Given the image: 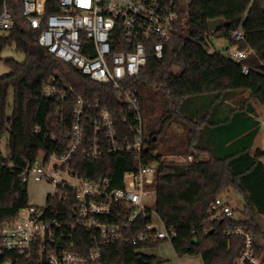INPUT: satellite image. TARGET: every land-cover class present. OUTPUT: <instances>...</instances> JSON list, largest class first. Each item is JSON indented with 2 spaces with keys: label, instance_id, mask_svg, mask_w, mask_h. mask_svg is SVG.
Returning a JSON list of instances; mask_svg holds the SVG:
<instances>
[{
  "label": "trees",
  "instance_id": "1",
  "mask_svg": "<svg viewBox=\"0 0 264 264\" xmlns=\"http://www.w3.org/2000/svg\"><path fill=\"white\" fill-rule=\"evenodd\" d=\"M41 3V0L38 1ZM12 12L15 23L0 32V56L14 45L24 55L22 63L4 60L9 73L0 77V141L7 134L9 160L0 152V226L12 221L27 206L28 189L20 179L21 169L40 152H51V136H59L71 125L66 107L61 121V105L41 97L42 88L56 73L78 95L93 105L115 111L119 107L115 92L90 81L71 65L39 52L37 32L21 18L22 0H0ZM57 0L45 1V14L57 12ZM221 19L219 30L210 32L207 23ZM237 31L242 39L234 40ZM213 33L224 37L229 47L246 54L234 60L227 53H209L205 37ZM180 67L176 74L172 66ZM248 68L243 74L242 66ZM152 149L172 121L187 127L184 150L204 152L208 158L192 163L166 161L159 165L155 181V212L168 229L176 232L171 246L177 257L199 255L202 264H233L243 249L242 237H227L228 228L242 227L253 238L254 251L264 256V127L263 145L255 148L261 123L252 102L264 107V0H179L175 32L162 59L151 58L136 79ZM154 89L164 103L155 124L154 108L145 106L143 92ZM13 107L7 114L9 92ZM235 101L228 114L218 112L225 101ZM187 113V115H186ZM158 126V127H157ZM92 128H89L91 132ZM204 145V146H203ZM173 143L167 151L175 149ZM82 175L106 176L120 186L125 171L134 169L130 155L104 157L95 161L77 159ZM233 192L243 201L242 220L224 218L208 221L209 206L224 194ZM193 231V233H191ZM163 241L141 246L118 243L103 250L95 264H137L141 256L147 264H162L163 259L137 253L152 249Z\"/></svg>",
  "mask_w": 264,
  "mask_h": 264
},
{
  "label": "built area",
  "instance_id": "2",
  "mask_svg": "<svg viewBox=\"0 0 264 264\" xmlns=\"http://www.w3.org/2000/svg\"><path fill=\"white\" fill-rule=\"evenodd\" d=\"M38 1L22 0L21 18L37 32L39 49L111 88L119 107L111 112L98 102L91 105L58 73L42 88V98L61 105V121L66 107L71 125L51 136V152H40L21 169L22 183L44 192L41 202L28 201L12 221L0 226V264H95L106 247L118 243H171L176 232L165 227L144 199L155 193L159 165L175 162V157L152 149L136 79L149 59L164 57L175 32L179 0H57V12L48 15L46 0ZM14 23L4 3L0 32ZM233 38L242 39L241 32ZM228 55L237 61L246 56L238 50ZM242 72L248 73L245 65ZM119 155L135 161L134 169L123 173L120 186L106 176L86 177L77 168V159ZM181 161L197 159L187 155ZM234 216L221 198L209 206L208 221ZM224 233L244 239L233 264H264L250 232L234 227Z\"/></svg>",
  "mask_w": 264,
  "mask_h": 264
},
{
  "label": "rangeland",
  "instance_id": "3",
  "mask_svg": "<svg viewBox=\"0 0 264 264\" xmlns=\"http://www.w3.org/2000/svg\"><path fill=\"white\" fill-rule=\"evenodd\" d=\"M205 48L209 53L214 52H220V53H227V51L234 50V47H229L228 41L224 37H220L218 35H215L213 33L208 34L205 37ZM6 59H13L18 63H22L25 59L24 55L20 52H16L14 45L11 47H7L0 56V77L5 76L9 73L8 67L4 64V60ZM180 67L177 65L172 66V71L178 74L180 72ZM143 97L145 99V106L149 108H154L153 116L150 117L154 118V122L152 124L156 123V120L161 116V109L160 112H158V107L163 105L164 100L163 96L155 91L154 89H148L147 91H144ZM255 107L257 109H261L262 111V118H264V107H261L256 102H253ZM12 107H13V93L12 91L9 92L8 96V107H7V114L8 116L12 113ZM187 115V113H186ZM158 127V126H157ZM187 136H188V130L187 127L183 124L182 121H172L167 129H165L163 137L159 138L156 144V149L161 153L166 155V157H175V162H182V158H185L187 155H193L196 159L200 158L201 160H205L208 158V155L204 152H195L193 154L192 150H184L182 148V144L187 143ZM263 141V132L261 131L259 134V137L257 138L255 142V148L261 146V142ZM170 143L176 145L175 149L171 150L170 152L167 151V148L169 147ZM204 146V145H203ZM0 152L1 156L4 160H9L10 157V150L7 144V134H5L1 141H0ZM198 157V158H197ZM167 161V160H166ZM28 193H29V201L38 203L41 202V196L43 194V188L37 185H29L28 186ZM221 199L224 200L226 203L230 205V207L233 209L235 216V219L242 220V211H243V201L240 196L234 194L233 192H229L227 194H224L221 196ZM144 202L149 206L150 209H155V193L152 192L151 195L145 200ZM259 224L264 225V221L261 218H258ZM159 227H161L160 223L158 224ZM143 254H150V255H156L164 260L162 264H179L177 262V258L173 252L171 243L168 241H164L160 243L157 247L153 249H148L142 251ZM256 255L260 258V260L264 259L263 254H257ZM186 259L185 264H200L201 260L199 256L189 257L184 256L183 258V264L184 260Z\"/></svg>",
  "mask_w": 264,
  "mask_h": 264
},
{
  "label": "crops",
  "instance_id": "4",
  "mask_svg": "<svg viewBox=\"0 0 264 264\" xmlns=\"http://www.w3.org/2000/svg\"><path fill=\"white\" fill-rule=\"evenodd\" d=\"M236 50V48L234 49V50H231V51H229L228 50V52H232V51H235ZM252 104H253V102H252ZM234 106H236L235 105V101H233V100H228V101H225L224 102V104H222L221 105V108H220V110H219V112H218V115L220 116V117H224V116H226L227 114H228V111H229V107H234ZM253 106H254V108H255V112H256V115L258 116V120L260 121V123H261V127H260V130H259V133H258V135H257V138L259 137V134H260V132L262 131L263 132V127H264V118H262V111H261V109H257L256 107H255V105L253 104ZM262 107V106H261ZM257 140V139H256ZM262 145H263V141L261 142V146L260 147H262ZM28 196H29V193H28ZM153 249V248H152ZM173 249V248H172ZM144 250H148V249H142L141 250V253L143 254V252L142 251H144ZM173 252H174V250H173ZM174 254H175V252H174ZM144 255H150V254H144ZM153 256H156V255H153ZM175 256H176V254H175ZM184 256H186V255H184ZM184 256H182V257H177L176 256V258H177V262L179 263V264H183V258H184ZM187 256H189V255H187ZM196 256H199V255H196ZM158 257V256H157ZM190 257V256H189ZM191 257H194V256H191ZM200 257V256H199ZM160 258V257H159ZM200 260H201V263L200 264H202V259H201V257H200ZM186 263V259L184 260V264Z\"/></svg>",
  "mask_w": 264,
  "mask_h": 264
},
{
  "label": "water",
  "instance_id": "5",
  "mask_svg": "<svg viewBox=\"0 0 264 264\" xmlns=\"http://www.w3.org/2000/svg\"><path fill=\"white\" fill-rule=\"evenodd\" d=\"M222 24H223V22L221 19L210 20L207 23V28L210 32H215V31L220 29ZM39 52L42 54L44 53V51L42 49H39ZM136 262H137V264H147V262L144 261V259L141 256L137 257Z\"/></svg>",
  "mask_w": 264,
  "mask_h": 264
}]
</instances>
